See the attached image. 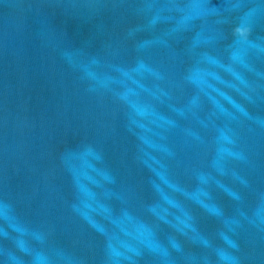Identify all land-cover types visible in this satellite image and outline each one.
Returning <instances> with one entry per match:
<instances>
[{
	"label": "water",
	"instance_id": "obj_1",
	"mask_svg": "<svg viewBox=\"0 0 264 264\" xmlns=\"http://www.w3.org/2000/svg\"><path fill=\"white\" fill-rule=\"evenodd\" d=\"M0 264H264V0H0Z\"/></svg>",
	"mask_w": 264,
	"mask_h": 264
}]
</instances>
